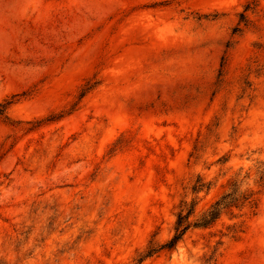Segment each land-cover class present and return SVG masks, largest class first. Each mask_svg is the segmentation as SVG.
I'll use <instances>...</instances> for the list:
<instances>
[{"label": "rangeland", "instance_id": "rangeland-1", "mask_svg": "<svg viewBox=\"0 0 264 264\" xmlns=\"http://www.w3.org/2000/svg\"><path fill=\"white\" fill-rule=\"evenodd\" d=\"M0 107V264H135L236 191L143 264H264V0H0Z\"/></svg>", "mask_w": 264, "mask_h": 264}, {"label": "trees", "instance_id": "trees-1", "mask_svg": "<svg viewBox=\"0 0 264 264\" xmlns=\"http://www.w3.org/2000/svg\"><path fill=\"white\" fill-rule=\"evenodd\" d=\"M84 96L85 93L82 94L81 97L83 98ZM3 114L4 110L2 109V107H0V115ZM261 182L264 184V169L261 172ZM206 188L207 187L205 184H201L196 186L194 188V191L199 192ZM251 198L252 196L240 195L238 191H236L235 193L226 194L195 221H192L191 219L196 215L197 204L192 203L191 205H189L187 202H184V208L178 215L174 237L165 245L159 247L152 246L149 251L144 256H141V258L135 264H143L145 260L158 255L164 250H176L178 245L184 240L185 235L192 228L207 229L213 227L218 223V221L225 213H229V211L233 209L244 207V205L249 202Z\"/></svg>", "mask_w": 264, "mask_h": 264}]
</instances>
